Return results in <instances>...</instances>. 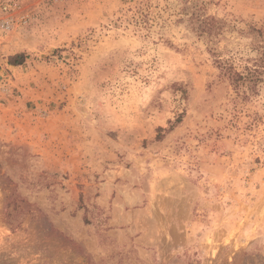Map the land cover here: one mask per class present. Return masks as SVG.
I'll return each mask as SVG.
<instances>
[{"label":"rangeland","instance_id":"374dc122","mask_svg":"<svg viewBox=\"0 0 264 264\" xmlns=\"http://www.w3.org/2000/svg\"><path fill=\"white\" fill-rule=\"evenodd\" d=\"M14 1L0 264H264V0Z\"/></svg>","mask_w":264,"mask_h":264},{"label":"trees","instance_id":"16d2710c","mask_svg":"<svg viewBox=\"0 0 264 264\" xmlns=\"http://www.w3.org/2000/svg\"><path fill=\"white\" fill-rule=\"evenodd\" d=\"M183 4V7L181 8L182 10V15L186 18H184L188 23L189 27L193 29L194 31L200 33V34H214L216 32V29H218V25L216 24L217 21L214 17L211 16H205L201 14L198 11V8L196 6V3L191 1V0H182L181 1ZM180 20H183V18H180ZM250 32H253L255 36H258L259 38H262V31L259 28H256L254 26H251ZM264 43V39L262 41ZM261 43V44H263ZM260 45V44H257ZM258 48H262L261 56L264 55V46H257ZM25 55L22 53L15 54L10 57L8 62L12 65H18L21 64L24 60ZM262 61V57L258 59V61ZM218 67L222 68L223 63L222 61H217ZM225 67V66H224ZM250 75L244 76L238 73L237 71L234 70L232 66H226L224 68V75L234 84V85H239L240 83H245L246 80H251L254 78L253 76L258 74V68L254 69H248ZM162 129V128H159ZM159 137V135L156 136V138Z\"/></svg>","mask_w":264,"mask_h":264},{"label":"built area","instance_id":"2783aa9c","mask_svg":"<svg viewBox=\"0 0 264 264\" xmlns=\"http://www.w3.org/2000/svg\"><path fill=\"white\" fill-rule=\"evenodd\" d=\"M17 6V2L14 0H5L3 2V4L0 5V10L2 12H7L9 9L11 8H15ZM2 26H4V28H9V26L11 25V20L9 19V17L4 18L2 21Z\"/></svg>","mask_w":264,"mask_h":264}]
</instances>
